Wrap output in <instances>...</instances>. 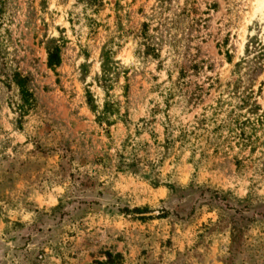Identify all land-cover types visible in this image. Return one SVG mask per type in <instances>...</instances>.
Returning a JSON list of instances; mask_svg holds the SVG:
<instances>
[{
  "label": "rangeland",
  "instance_id": "rangeland-1",
  "mask_svg": "<svg viewBox=\"0 0 264 264\" xmlns=\"http://www.w3.org/2000/svg\"><path fill=\"white\" fill-rule=\"evenodd\" d=\"M0 264H264V0H0Z\"/></svg>",
  "mask_w": 264,
  "mask_h": 264
},
{
  "label": "trees",
  "instance_id": "trees-1",
  "mask_svg": "<svg viewBox=\"0 0 264 264\" xmlns=\"http://www.w3.org/2000/svg\"><path fill=\"white\" fill-rule=\"evenodd\" d=\"M60 63L61 61L59 51L55 49L48 55L47 65L49 68H57L60 66ZM13 81L19 89V94L23 104V106L21 107V111L25 112L29 110V108L32 106V95L26 89V82L23 78L19 76V74H15L13 76Z\"/></svg>",
  "mask_w": 264,
  "mask_h": 264
}]
</instances>
